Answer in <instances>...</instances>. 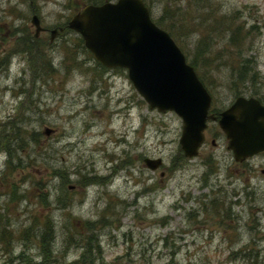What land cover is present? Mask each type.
<instances>
[{
	"label": "rangeland",
	"instance_id": "obj_1",
	"mask_svg": "<svg viewBox=\"0 0 264 264\" xmlns=\"http://www.w3.org/2000/svg\"><path fill=\"white\" fill-rule=\"evenodd\" d=\"M105 1L0 0V137L13 156L0 150V264H264V152L235 161L208 119L185 156L182 119L66 27ZM143 1L209 113L240 95L264 102V0ZM33 13L47 29L37 37Z\"/></svg>",
	"mask_w": 264,
	"mask_h": 264
},
{
	"label": "water",
	"instance_id": "obj_2",
	"mask_svg": "<svg viewBox=\"0 0 264 264\" xmlns=\"http://www.w3.org/2000/svg\"><path fill=\"white\" fill-rule=\"evenodd\" d=\"M30 23L37 37L44 30L37 14L31 15ZM66 27L81 36L83 45L101 65L126 68L151 108L172 110L182 119L179 144L185 156L198 153L208 119L217 120L235 161L264 151V104L240 95L218 117L209 113L210 93L172 37L152 21L143 0L85 4L71 15ZM62 30L52 28L50 41ZM50 132V128L45 129L46 134ZM143 162L150 169L162 164L160 158L145 157Z\"/></svg>",
	"mask_w": 264,
	"mask_h": 264
},
{
	"label": "trees",
	"instance_id": "obj_3",
	"mask_svg": "<svg viewBox=\"0 0 264 264\" xmlns=\"http://www.w3.org/2000/svg\"><path fill=\"white\" fill-rule=\"evenodd\" d=\"M25 51V50H24ZM18 130H21L20 128H18ZM4 139H3V137H0V150L1 151H4V152H6L7 153V155H8V163H10V161L13 159V156H12V149H7L8 147L6 146V144H4ZM3 231H5V230H2V232ZM1 232V233H2ZM1 233H0V235H1ZM43 236H45V235H43ZM52 237V236H51ZM50 237V238H51ZM50 256H48V257H45V261H47V259L49 258Z\"/></svg>",
	"mask_w": 264,
	"mask_h": 264
},
{
	"label": "flooded vegetation",
	"instance_id": "obj_4",
	"mask_svg": "<svg viewBox=\"0 0 264 264\" xmlns=\"http://www.w3.org/2000/svg\"><path fill=\"white\" fill-rule=\"evenodd\" d=\"M47 29H45L44 31H46ZM262 103H264V102H262ZM209 112H212L210 109H209ZM219 114V113H218ZM215 115V114H214ZM216 116H218V115H216ZM264 152V151H263Z\"/></svg>",
	"mask_w": 264,
	"mask_h": 264
}]
</instances>
